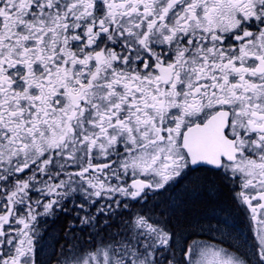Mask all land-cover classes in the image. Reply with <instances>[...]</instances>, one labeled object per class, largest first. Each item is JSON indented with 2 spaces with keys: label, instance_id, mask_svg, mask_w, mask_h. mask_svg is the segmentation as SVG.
Here are the masks:
<instances>
[{
  "label": "snow or ice",
  "instance_id": "snow-or-ice-1",
  "mask_svg": "<svg viewBox=\"0 0 264 264\" xmlns=\"http://www.w3.org/2000/svg\"><path fill=\"white\" fill-rule=\"evenodd\" d=\"M0 264H264V0H0Z\"/></svg>",
  "mask_w": 264,
  "mask_h": 264
}]
</instances>
